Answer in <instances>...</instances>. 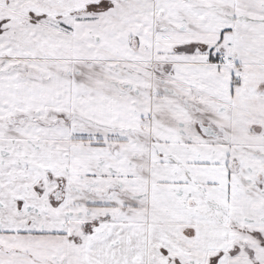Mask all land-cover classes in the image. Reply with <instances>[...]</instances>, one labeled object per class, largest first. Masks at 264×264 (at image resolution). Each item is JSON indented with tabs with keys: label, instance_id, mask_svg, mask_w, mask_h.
I'll return each mask as SVG.
<instances>
[{
	"label": "snow or ice",
	"instance_id": "obj_1",
	"mask_svg": "<svg viewBox=\"0 0 264 264\" xmlns=\"http://www.w3.org/2000/svg\"><path fill=\"white\" fill-rule=\"evenodd\" d=\"M0 264H264V0H0Z\"/></svg>",
	"mask_w": 264,
	"mask_h": 264
}]
</instances>
